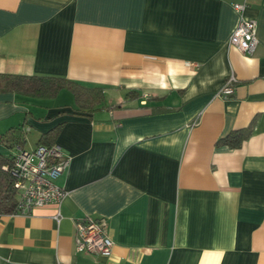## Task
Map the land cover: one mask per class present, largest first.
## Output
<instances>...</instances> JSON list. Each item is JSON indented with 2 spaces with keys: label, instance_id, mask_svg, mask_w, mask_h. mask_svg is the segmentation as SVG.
I'll use <instances>...</instances> for the list:
<instances>
[{
  "label": "crops",
  "instance_id": "crops-1",
  "mask_svg": "<svg viewBox=\"0 0 264 264\" xmlns=\"http://www.w3.org/2000/svg\"><path fill=\"white\" fill-rule=\"evenodd\" d=\"M238 1L0 0V73L104 88L92 110L67 88L0 92V133L22 125L69 157L59 205L0 213V264H264V0ZM241 17L251 55L229 44ZM86 217L106 222L109 256L75 250Z\"/></svg>",
  "mask_w": 264,
  "mask_h": 264
},
{
  "label": "built area",
  "instance_id": "built-area-1",
  "mask_svg": "<svg viewBox=\"0 0 264 264\" xmlns=\"http://www.w3.org/2000/svg\"><path fill=\"white\" fill-rule=\"evenodd\" d=\"M247 0L233 2L238 11L246 7ZM257 22L241 17L229 38V44L237 47L244 54L251 55L258 44ZM234 76H230L221 87L219 95H230L234 91ZM69 166V157L59 143L38 144L32 150L20 147L14 153L11 172L16 177L18 199L15 211L28 212L32 207L47 204L59 205L66 191L56 183V179ZM58 220V215L55 216ZM75 250L77 252L96 253L109 256L113 241L106 233L103 219L86 217L75 222Z\"/></svg>",
  "mask_w": 264,
  "mask_h": 264
},
{
  "label": "trees",
  "instance_id": "trees-1",
  "mask_svg": "<svg viewBox=\"0 0 264 264\" xmlns=\"http://www.w3.org/2000/svg\"><path fill=\"white\" fill-rule=\"evenodd\" d=\"M63 88L72 91L79 109H95L101 105L104 99L103 87L85 86L65 77L0 73V92H14L25 96L44 98L55 96ZM132 93L135 91H127L126 95ZM50 133L43 134L41 138ZM250 134V127L232 130L220 137L217 144L235 149L240 147ZM25 135L26 131L22 125L11 127L6 132L0 133V143L8 148L21 145L24 143ZM52 143L49 140L48 143L41 142L39 144L50 145ZM13 162L14 154L0 152V213L13 212L16 208L19 190L15 186L16 177L11 172Z\"/></svg>",
  "mask_w": 264,
  "mask_h": 264
},
{
  "label": "rangeland",
  "instance_id": "rangeland-1",
  "mask_svg": "<svg viewBox=\"0 0 264 264\" xmlns=\"http://www.w3.org/2000/svg\"><path fill=\"white\" fill-rule=\"evenodd\" d=\"M33 145H34L33 136H32V134L27 132L26 143H25L24 147H25V149H28V150L30 149L31 150Z\"/></svg>",
  "mask_w": 264,
  "mask_h": 264
}]
</instances>
